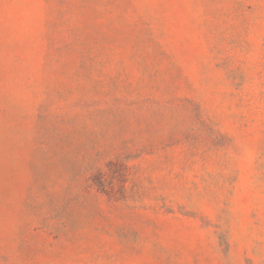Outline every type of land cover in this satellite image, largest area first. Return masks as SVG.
<instances>
[{"label": "rangeland", "instance_id": "obj_1", "mask_svg": "<svg viewBox=\"0 0 264 264\" xmlns=\"http://www.w3.org/2000/svg\"><path fill=\"white\" fill-rule=\"evenodd\" d=\"M0 264H264V0H0Z\"/></svg>", "mask_w": 264, "mask_h": 264}]
</instances>
